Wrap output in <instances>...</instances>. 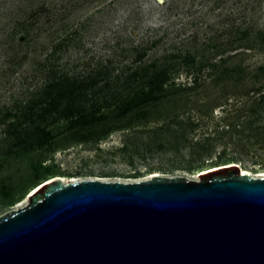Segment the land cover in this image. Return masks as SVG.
I'll use <instances>...</instances> for the list:
<instances>
[{
  "label": "rangeland",
  "instance_id": "obj_1",
  "mask_svg": "<svg viewBox=\"0 0 264 264\" xmlns=\"http://www.w3.org/2000/svg\"><path fill=\"white\" fill-rule=\"evenodd\" d=\"M238 29L250 35L239 40ZM136 47L149 48L148 63L196 49L206 64L202 86L186 90L189 102L182 98L171 112L163 107L160 116L129 126L116 122L105 135L111 114L90 131L72 122L74 128L56 135L54 151L34 146L26 157L44 154L41 176L14 204L0 203V216L56 176L66 182H135L155 174L199 179L232 162L264 175V105L254 104L264 95V71L258 70L264 67V0H0V180L28 171L30 160L11 151L17 140L1 119L50 75L48 55L56 52L52 63L71 75L92 74L111 61V75L123 77ZM221 60L245 70L219 80L221 70L211 64ZM174 77L184 87L193 84L186 69Z\"/></svg>",
  "mask_w": 264,
  "mask_h": 264
},
{
  "label": "water",
  "instance_id": "obj_2",
  "mask_svg": "<svg viewBox=\"0 0 264 264\" xmlns=\"http://www.w3.org/2000/svg\"><path fill=\"white\" fill-rule=\"evenodd\" d=\"M0 264H264V175L53 179L0 216Z\"/></svg>",
  "mask_w": 264,
  "mask_h": 264
},
{
  "label": "trees",
  "instance_id": "obj_3",
  "mask_svg": "<svg viewBox=\"0 0 264 264\" xmlns=\"http://www.w3.org/2000/svg\"><path fill=\"white\" fill-rule=\"evenodd\" d=\"M238 30L239 40L247 38L251 32ZM252 48V45L247 47ZM135 50L137 54L126 65L123 77L120 74L111 75V61L102 66L104 69H97L92 74L71 75L58 70L59 67L52 63L51 58L54 59L56 52L48 55L45 65H50V75L27 102L8 109L1 119L3 122L8 121L9 136L17 140L16 143H11V151L15 150L16 156L28 158L30 165L28 171L19 175V178L7 177L0 180V203L10 206L27 194L29 185L41 176L44 154L37 158L26 156H30L34 146L45 149L46 152L54 151L59 142L56 135H63L70 131V127L74 128L72 122L80 123L82 129L90 131L102 125L106 114H111L114 121L101 129L102 133H109L116 127V122L118 124L126 120L129 126L147 116L162 115L163 107L171 112L182 98L189 102L186 90L195 91L202 86V73L206 64L199 58L196 49L187 51L184 56L176 54L162 60L155 58L151 63L146 61L148 47H136ZM226 63L227 60H221L211 64L221 70L219 78L217 77L219 80H231L237 73L241 75L245 70L241 65L231 68ZM182 68L193 77V84L184 87L176 82L175 73ZM258 70L264 71V67ZM254 104L256 108H262L264 95ZM118 128L122 127L118 125ZM56 129L57 134L54 133Z\"/></svg>",
  "mask_w": 264,
  "mask_h": 264
},
{
  "label": "bare ground",
  "instance_id": "obj_4",
  "mask_svg": "<svg viewBox=\"0 0 264 264\" xmlns=\"http://www.w3.org/2000/svg\"><path fill=\"white\" fill-rule=\"evenodd\" d=\"M236 164V162H232V163H228V164H226L225 166H232V165H235ZM218 168V167H217ZM214 169H216V168H214ZM213 170V169H212ZM210 171V170H209ZM243 172L244 173H248L246 170H244L243 169ZM250 174V173H249ZM155 175H158V174H155ZM155 175H153V176H155ZM251 175V174H250ZM152 176V177H153ZM57 178H60V179H62L65 183H66V181H65V179H63V178H61L60 176H56V177H53V178H51L50 180H47V181H45L43 184H45V183H47L48 181H51V180H53V179H57ZM73 181V180H72ZM43 184H41V185H39L38 187H40V186H42ZM37 187V188H38ZM37 188H35V189H37ZM35 189H33V191H31V193H33L34 191H35Z\"/></svg>",
  "mask_w": 264,
  "mask_h": 264
}]
</instances>
